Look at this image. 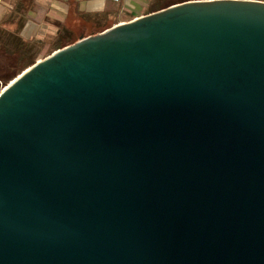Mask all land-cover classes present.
<instances>
[{
	"label": "water",
	"instance_id": "obj_1",
	"mask_svg": "<svg viewBox=\"0 0 264 264\" xmlns=\"http://www.w3.org/2000/svg\"><path fill=\"white\" fill-rule=\"evenodd\" d=\"M0 264H264V2L174 4L13 77Z\"/></svg>",
	"mask_w": 264,
	"mask_h": 264
},
{
	"label": "crops",
	"instance_id": "obj_2",
	"mask_svg": "<svg viewBox=\"0 0 264 264\" xmlns=\"http://www.w3.org/2000/svg\"><path fill=\"white\" fill-rule=\"evenodd\" d=\"M186 1L195 0H0V63L19 59L26 69L81 37Z\"/></svg>",
	"mask_w": 264,
	"mask_h": 264
},
{
	"label": "trees",
	"instance_id": "obj_3",
	"mask_svg": "<svg viewBox=\"0 0 264 264\" xmlns=\"http://www.w3.org/2000/svg\"><path fill=\"white\" fill-rule=\"evenodd\" d=\"M16 68H20L22 70L25 69L24 63L22 61L15 60V61H1L0 63V79L2 77H7L12 74ZM16 76V75H15Z\"/></svg>",
	"mask_w": 264,
	"mask_h": 264
},
{
	"label": "rangeland",
	"instance_id": "obj_4",
	"mask_svg": "<svg viewBox=\"0 0 264 264\" xmlns=\"http://www.w3.org/2000/svg\"><path fill=\"white\" fill-rule=\"evenodd\" d=\"M22 71V69L20 68H16V70L10 74V76H7V77H2L0 79V91L9 83V81L15 77V75H17L18 73H20Z\"/></svg>",
	"mask_w": 264,
	"mask_h": 264
},
{
	"label": "built area",
	"instance_id": "obj_5",
	"mask_svg": "<svg viewBox=\"0 0 264 264\" xmlns=\"http://www.w3.org/2000/svg\"><path fill=\"white\" fill-rule=\"evenodd\" d=\"M112 1H114V2H118L119 0H112ZM2 90H3V89H2ZM2 90H1V91H2Z\"/></svg>",
	"mask_w": 264,
	"mask_h": 264
}]
</instances>
